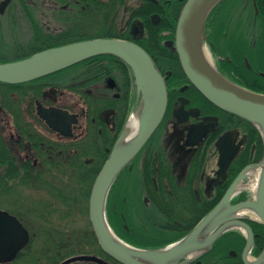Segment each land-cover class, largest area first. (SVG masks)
I'll use <instances>...</instances> for the list:
<instances>
[{"label": "flooded vegetation", "instance_id": "af4514ba", "mask_svg": "<svg viewBox=\"0 0 264 264\" xmlns=\"http://www.w3.org/2000/svg\"><path fill=\"white\" fill-rule=\"evenodd\" d=\"M186 1L0 0V54L20 51L22 56L5 62L14 61L50 47L100 37L132 41L146 52L143 43L153 48L156 45L160 53L176 52V23ZM173 7H179L173 31H159ZM218 9L211 18L213 22L208 25L206 20L204 25V42L216 68L242 87L246 82L264 85V0H223ZM83 35L85 38L57 43L62 38ZM6 38L12 47L4 44L2 39ZM152 60L164 78L166 110L128 166L132 170L136 162L140 164L138 174L132 171L141 190L136 204L122 196L120 205L111 207L107 215L116 234L139 247L153 246L164 239H171V243L186 235L218 203L238 173L259 160L255 155L262 149L251 123L214 106L190 83L182 68L185 78L175 75L162 54L156 60L164 64L163 72L159 63L158 66ZM69 71H73V76L66 75ZM136 94L130 68L119 61L100 58L22 83L0 82V192L8 193L14 207L0 209L14 215L29 234V253L16 255L14 260L21 259L22 264L53 262L37 253L48 243L47 232L53 245L63 243L61 221L51 219L57 213L61 219L63 210H69L60 201V192L75 180L74 168L91 170L107 156L136 102ZM136 107L139 108L138 103ZM38 108L68 112L61 131L51 129L38 114ZM207 117L215 120L213 129L196 143H187L196 141L195 136L188 134ZM232 151L234 157L222 170L220 153ZM214 156L215 166L211 167L209 162ZM80 174L84 176L83 172ZM12 186L31 188L30 192L38 197L55 199L60 206L38 208L34 207L37 200L28 201V216H23L25 213L19 212L21 199L17 195L11 197ZM245 189L240 190L238 197L243 198L238 202L249 199V193L242 194L250 191ZM245 216L253 232V244L246 254L251 262L264 249V226L249 214ZM34 229L36 236L31 232ZM245 243L246 236L241 231L227 229L209 251L187 264H245Z\"/></svg>", "mask_w": 264, "mask_h": 264}, {"label": "water", "instance_id": "95a60500", "mask_svg": "<svg viewBox=\"0 0 264 264\" xmlns=\"http://www.w3.org/2000/svg\"><path fill=\"white\" fill-rule=\"evenodd\" d=\"M221 0H187L182 7L175 30V49L180 66L190 83L217 108L239 116L255 126L262 138L263 156L257 163L245 166L230 183L218 203L180 239L157 248H141L123 241L110 227L106 218V198L118 174L135 158L160 124L167 105V91L162 74L150 55L138 44L117 38H92L50 47L32 55L0 63V82L22 83L59 71L88 58L110 54L121 59L131 70L133 85L140 98L139 125L136 136L123 148H118L125 126L97 172L88 198V220L100 249L121 264H187L210 250L214 241L225 230L236 228L246 236L243 250L245 264L264 262V249L253 261H247L253 244V232L244 220L253 216L264 225V93L242 87L224 77L211 63L204 46L205 21L212 8ZM135 113V112H134ZM38 114L53 130L61 131L68 112L55 108H38ZM193 126L188 136L196 137L194 144L213 129L215 120ZM126 125V124H125ZM235 151L221 152L219 164L225 170ZM257 167L258 183L251 199L231 203L239 191L238 184L248 177L246 172ZM245 210H249L245 212ZM111 232V233H110ZM29 234L22 223L0 209V264L14 259L25 247ZM187 257V258H186ZM76 261L111 264L100 256L78 254L58 264Z\"/></svg>", "mask_w": 264, "mask_h": 264}, {"label": "trees", "instance_id": "16d2710c", "mask_svg": "<svg viewBox=\"0 0 264 264\" xmlns=\"http://www.w3.org/2000/svg\"><path fill=\"white\" fill-rule=\"evenodd\" d=\"M222 1L223 0L218 2L210 11V13L207 17L208 25H210V21H212L211 18L212 17L214 18L218 14V11H219L218 7ZM178 10H179V7H173L172 11H170V14H168V16H167L166 23L163 24V27L160 28L159 31H162V29H164L166 31H173L172 29H174V27H175V20H176ZM81 38H85V36L83 35L80 38H62V39L57 40V43L63 44L67 41L78 40ZM142 46L147 50V52L150 54V56L153 59H155L157 65L159 62L157 63L156 57L159 56L160 54H162L166 59H168L172 72L179 77L185 78V76L181 70L179 61L177 59L176 52L168 50L165 53H160L158 51L156 45H155V48H153L148 43H143ZM20 56H22V54L17 56V57H20ZM5 58H6L5 56L0 54V63L5 62L6 61ZM94 58H100V60L107 59L109 62H113V61L118 62L119 61L120 63L125 64L123 61L118 59L116 56L109 55V54L92 57V58L86 59L82 62L88 63V62L92 61ZM159 65H158L159 68L163 72L165 70L164 64L159 63ZM245 87L252 90V91H257V92H263L264 91V85H251L250 83L246 82ZM105 158H104V160H105ZM100 167L101 166H95V167H92L91 170H89L87 168H82V167L74 168L77 171V174L74 175L75 180H71L72 182H70L66 188L63 187L61 192H60V194H61V197L59 196L60 201H62L64 206L69 208V210H68L69 212L66 210L65 211L63 210L61 218L67 219V217H65V215H67L69 217V216H71V213H73V214L75 213V211H74L75 209H78V212L80 213V215L82 217H85L86 222L89 225V221L87 218L88 196H89L91 184H92L98 170L100 169ZM80 172H83L84 176H82L80 174ZM128 172H129L128 167L124 168L119 173V175L115 179L114 183L112 184V186L108 192V196H107V200H106V214L107 215H108L109 209L111 207H113V206L118 207L120 205V200H121L120 196L121 195H119V193L122 192L120 186L122 185V183L124 181L123 177L126 176V174ZM2 186L5 187V184H2ZM64 188H65V190H64ZM241 197L243 198V196H241ZM241 197H238V199H241ZM63 230L61 231V236H63L62 237L63 243L60 246H56L55 244L53 245L51 243V241H49L50 240V233L49 232H47L45 234V235H47V242L48 243L46 245H43L39 249L37 254H40L44 259L45 258H52L53 259V262L46 263V264H57L62 259L66 258L68 256H71L74 254L90 253V252H92L91 250L94 251V249L96 250V252L101 253L99 246L97 244L96 238H95V236H94V234L90 228V225H89V228L85 229L84 232H82V233H79L76 231L70 232V236H69L68 232L64 233ZM170 240L171 239H164L163 241L158 242L156 245L146 246V247H152V248L159 247V246H161L160 244L168 243ZM130 243L139 246V244H136L133 242H130ZM24 253H26V254L29 253V247L28 246L19 255L22 256ZM112 262L114 264H120V263L115 262V261H112ZM77 264H93V263L78 262Z\"/></svg>", "mask_w": 264, "mask_h": 264}, {"label": "rangeland", "instance_id": "374dc122", "mask_svg": "<svg viewBox=\"0 0 264 264\" xmlns=\"http://www.w3.org/2000/svg\"><path fill=\"white\" fill-rule=\"evenodd\" d=\"M22 26L24 27V32L26 33V28H25V26H26V24L25 23H23L22 24ZM4 31H6V30H4ZM15 35L16 36H18V33L16 32L15 33ZM87 36H89V34H87ZM91 36V35H90ZM2 41L4 42V44L6 45V47L8 46L7 44H9V41L7 40V38L6 39H2ZM16 43V42H15ZM19 43V42H18ZM204 44V46H205V49H206V51H207V54H208V56H209V59H210V61H211V63L212 64H214L215 65V67H216V64H215V59H214V57L211 55V52L209 51V49H208V47H207V45H206V43L204 42L203 43ZM17 45V43L16 44H14V47ZM19 45H21V43H19ZM23 45V44H22ZM9 46L10 47H12L10 44H9ZM14 50V49H13ZM21 52L20 51H14V52H11V53H8V54H6V53H4V55L3 56H5L6 58L5 59H9V60H11V59H15L17 56H19V55H21L20 54ZM66 75L68 76V77H70V76H73V71H69V72H67L66 73ZM67 76H63V79H65ZM137 93V92H136ZM136 102L133 104V106H132V108H131V110H130V112H128V114H127V116H126V120H127V118L130 116V114L132 113V112H135L136 110L135 109H137L138 107H136L137 106V103H138V105H139V108H138V111H136V112H139V109H140V98H139V96H138V94H136V97H135V99H134ZM124 126V125H123ZM253 128L255 129V133H257L258 134V136H259V138L261 139V142H262V138H261V135H260V133H259V131H258V129L255 127V126H253ZM122 129H123V127H122ZM263 145V144H262ZM109 154V153H108ZM108 154H107V156H108ZM262 156H263V146H262V149H261V147H260V151L255 155V159H260V158H262ZM106 159V158H105ZM211 161L209 162V166H215V156L214 157H211ZM254 159V160H255ZM105 160L104 159H102L101 160V162L97 165V166H102V164H103V162H104ZM138 165V166H137ZM139 165L140 164H138L137 162H136V164L132 167V170H129V172L126 174V179H125V176L123 177L124 178V181H123V183H122V185L120 186L121 187V191L122 192H120L121 193V196H120V199H121V197L123 196V197H125V196H127V198L128 199H130V200H132V202L134 203L133 205H135L136 204V202H135V199L137 198V197H139L140 196V192H141V190H140V186H139V182H137V179H135L134 180V178H135V174L133 175V172L132 171H136V174H138L137 172H139L140 171V169H139ZM95 167V166H94ZM246 181H249V179L248 180H246ZM245 181V182H246ZM45 185V184H44ZM10 189L9 190H11V192H14L13 194H12V196L11 197H15L16 195H17V197H19L20 199H21V204L23 205L22 206V208H20V210H19V212L20 211H23L24 213L25 212H27L26 211V206L28 207V204H26V203H28V201L29 202H34V201H38L37 203H36V205L34 206V207H38V208H40V207H51L50 209H52V208H57V207H59L60 206V204H59V202L56 200L55 201V199H51V198H46V197H44V195H39V197L36 195V194H34V193H32V192H30V189L31 188H27V187H19V186H17V187H15V186H12V187H9ZM13 189V190H12ZM245 190H247V189H245ZM250 191H246V192H244V193H242V194H244L245 196H246V194L247 193H249L248 195H249V198H251L250 197V195H252V197H253V195H254V193H253V190H251V189H249ZM0 193H5V192H0ZM7 194L8 193H5V194H3L2 196H0V202H2V204L3 205H1L0 204V207H10V208H14L13 207V205L11 204V203H9V199H8V196H7ZM242 194H240V196L242 195ZM120 195V194H119ZM7 196V197H6ZM2 197V198H1ZM10 197V196H9ZM234 199H233V202H231V203H235V202H237V199H238V195H235L234 197H233ZM244 198H246V197H244ZM75 211V210H74ZM23 216H28L26 213L25 214H23ZM44 216V215H43ZM57 216H58V213L57 214H53V217H51V219L55 222V221H61V224H62V227L64 228V229H68V230H63L64 231V233H66V232H68L69 233V236H70V232H72V231H76V232H79V233H82V232H84V230L85 229H88L89 228V225H88V223L86 222V219H85V217H82L81 215H80V213L78 212H76L75 211V213H74V215H71V216H67V219L65 218V219H63L62 220V218L61 219H58L57 218ZM253 217V216H252ZM44 218H45V216H44ZM254 218V217H253ZM49 227V226H48ZM113 230V229H112ZM31 232L36 236V234H37V229H34V230H31ZM116 233V232H115ZM117 235V234H116ZM118 236V235H117ZM38 238V237H37ZM121 238V237H120ZM122 239V238H121ZM123 241H125L124 239H122ZM125 242H127L128 243V241H125ZM128 244H130V243H128ZM41 248V247H40ZM92 252H90L91 254H95V255H101L102 256V254H100V253H98V252H96V250L94 249V251L93 250H91ZM89 253V254H90ZM65 259V258H64ZM63 260V259H62ZM61 260V261H62ZM22 260L21 259H19L18 261L17 260H14L13 262H11L10 264H22V262H21ZM59 263V262H58ZM9 264V263H8ZM37 264H39V263H37Z\"/></svg>", "mask_w": 264, "mask_h": 264}, {"label": "bare ground", "instance_id": "6f19581e", "mask_svg": "<svg viewBox=\"0 0 264 264\" xmlns=\"http://www.w3.org/2000/svg\"><path fill=\"white\" fill-rule=\"evenodd\" d=\"M138 113H134L132 112L130 114V116L127 118L125 124V128L123 130V133L120 137V139L118 140V148H123L125 145H127L128 143H130L132 141V139L136 136L137 134V130H138V125H139V117H137ZM246 175L249 176V182L245 183L243 181H241L238 184V189L239 191L237 193L240 192L241 189H245V188H250L251 190L255 191L256 187H257V181H258V177L260 176V171L259 168L254 167L249 169L246 172ZM249 210H245V212H248ZM251 213L249 214H253V211L250 210ZM111 233V232H110ZM67 258V257H66ZM78 262H72L69 264H77Z\"/></svg>", "mask_w": 264, "mask_h": 264}]
</instances>
